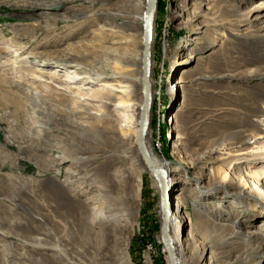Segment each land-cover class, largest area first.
Here are the masks:
<instances>
[{
	"label": "rangeland",
	"instance_id": "rangeland-1",
	"mask_svg": "<svg viewBox=\"0 0 264 264\" xmlns=\"http://www.w3.org/2000/svg\"><path fill=\"white\" fill-rule=\"evenodd\" d=\"M185 1L173 16L177 1L159 0L147 137L169 168L172 201L182 193L180 260L264 264V211L256 200L225 194L242 189L264 202V137L255 142L251 130L262 128L264 136V0ZM125 7L121 0H0V100L12 102L0 105V231L9 234L0 232V264H169L160 239L161 191L136 140L121 143L120 122H136L143 104V22L118 14ZM195 11L203 16L191 19ZM215 11L219 22L248 19L217 30L220 39L196 31ZM100 33L110 36L88 58L95 67L72 55L73 63L57 70L35 57L46 46L82 48ZM116 61L133 69L127 79L111 68ZM53 72L58 79L49 77ZM83 72L99 76L90 88L103 93L80 88ZM18 102L25 108L13 116ZM240 132L250 144L236 158L230 148L241 146ZM10 134L16 141L7 142ZM251 170L260 172L257 183ZM209 218L239 221L238 236ZM248 228L259 235L246 247Z\"/></svg>",
	"mask_w": 264,
	"mask_h": 264
},
{
	"label": "bare ground",
	"instance_id": "bare-ground-1",
	"mask_svg": "<svg viewBox=\"0 0 264 264\" xmlns=\"http://www.w3.org/2000/svg\"><path fill=\"white\" fill-rule=\"evenodd\" d=\"M177 1V6H176V9L175 11H173V16L174 15H178L180 10L182 11V7L183 5H187L186 1L185 0H175ZM198 1V0H197ZM203 1H207L209 2V0H203ZM139 0H121V3L122 5L127 6V5H130L128 6V8H124L126 11V13L123 12H119L118 14L122 15V16H125V18H127V21H131V22H135V23H141L143 22L142 24V36H141V43H142V51H141V71H142V74H141V87H142V79H143V62H144V40H145V27H144V24H145V19H146V15L148 13V10H149V2L148 0H145V7H141ZM253 2H250L249 4H252ZM127 4V5H125ZM202 5V4H200ZM48 8H52V7H55L56 5L55 4H49V5H46ZM158 6H159V0H155V8L153 10V15H152V21H151V38H150V41H149V44H148V63H149V74H148V77H147V84H148V89H149V93H150V107H149V110H148V117H147V124H146V128H145V132H144V136H143V145H144V148H145V151L147 152V155H148V158L149 160L151 161V163L158 169L161 171L162 175L161 177L163 178L164 182H160V178L156 175V173L147 165V163L145 162L142 154H141V151H140V147L138 145V134H139V131H140V121L142 119V107H143V104H142V107H141V113H140V117L139 119H136L133 123V121H131L130 119H124L122 122H120V127L119 129L121 130L120 132V135H121V143H122V146L125 148V147H128L129 146V141L135 139L136 140V146H137V150L139 152V155H140V158L144 164V168H145V172H148L152 177L155 178L158 186H159V189L161 191V194H162V211H161V218H162V232H161V236H160V239L161 241L163 242V244L166 246V251L167 252V255H168V261H169V264H184L181 260H180V248L177 246V242H179V240L183 239L182 236H181V230H180V227H182V223L184 222L183 220V217H182V212H183V204H182V196L181 194L182 193H177L174 197H173V201H172V196L173 195V191H172V187H171V180L169 179V168L166 166V163H164L161 158L158 156V154L155 152L154 148L152 145H150V143L148 142L147 140V137H148V133H149V129H150V121H151V109H152V105H153V97H154V89H153V82L151 80V69L153 67V63H154V59H153V50H154V41H155V38H156V16H157V10H158ZM250 8V12H252L253 10ZM235 9L236 8H233V10L231 11V13L233 14L235 12ZM127 12L129 14H131V16L127 15ZM249 12V13H250ZM202 12L201 11H195L192 16L191 19H194V18H197L199 16H203V14H201ZM218 14V12H209L206 13V15L204 16L203 20L201 21L200 25H196V31H198V29H205L204 33H209V32H212V33H215L218 35L217 38L220 39V37H222V35L220 33H218L219 31L217 30H222V29H228L229 27L228 26H236V27H240L242 25V23L238 24L239 22H245L248 18H236V22L234 18H232L230 21H221L219 22L217 20V17L216 15ZM223 15H224V11H223ZM250 19V18H249ZM252 21V20H251ZM253 22H251V25H252ZM195 25V24H194ZM207 27V28H206ZM209 27H214L215 29H210ZM100 33L99 35H96L92 38L91 40V43L90 44H86V46H83L82 48L79 46V47H68L67 50H62L63 49V46H46V47H42L40 48L38 51H37V54H35V57H43L45 59H47L46 61L49 62V64L53 65L57 70H62V69H65L66 68V64H72L73 61H74V58L72 57V55H75L77 56L79 59H87L89 58V56L92 55L93 51L96 50V49H102L103 46V42L106 40V39H109V36L110 34L109 33ZM215 34H213V38H215ZM220 36V37H219ZM191 41H196L197 40V37H193L190 38ZM218 40V39H217ZM216 40H214L213 42H215ZM48 45V44H47ZM50 45V44H49ZM104 49V48H103ZM65 52H68L71 57L69 56L68 58L66 59H63L62 56ZM105 52V55H113V56H116L115 58L120 61V58H123V55L122 53H117L116 51H109V50H104ZM45 61V62H46ZM115 62L111 68H113L118 74H124V78L127 79L125 76H128V73L130 71H132L133 69L129 68V66L127 64L125 65H121L120 62ZM47 62V63H48ZM178 65L179 64H182L184 63V60H180L178 59ZM182 62V63H181ZM86 65L88 66H91V67H95L97 66L96 64V61L94 60H91L86 63ZM128 66V67H126ZM87 70V69H86ZM38 70H34V69H30L28 70V73H31V72H37ZM39 72V71H38ZM91 72V71H90ZM41 73V76H45L44 73L42 72H39ZM56 73L57 72H53V73H50L48 74L50 78L52 79H58V77L56 76ZM36 79V78H35ZM100 78L99 76L98 77H95L94 75H92L91 73H84L83 72V76L81 77V79H77L76 81H79L78 83H80V88L81 89H85L86 91H88V94L90 96H94V95H97L98 93H101L102 91L99 90V89H92L90 88L91 87V80L93 81H98ZM23 82V80H22ZM123 87V86H122ZM125 87V86H124ZM127 92V91H126ZM103 93V92H102ZM128 93V92H127ZM109 95V94H108ZM130 95V94H129ZM40 92H37L36 95H34V98H37L39 99L40 98ZM103 101V100H101ZM109 103L110 105V102L107 101L106 104ZM143 103H144V97H143ZM12 102H8V101H5V100H0V105H8V106H12L11 105ZM18 104H21L22 106H17V104H15V108H17V111H13L12 112V115L13 116H18V112L20 111V109H24L25 108V105L22 104V102H18ZM118 107H124L125 104L124 103H120L117 105ZM92 116V114H91ZM97 123H99V121H104L102 120L101 117H97ZM94 128V126H93ZM107 128H108V125H107ZM252 129L251 130H256L255 134H253V137L252 139H255V142L256 141H259V139H261L262 134L260 131L262 130V128H258V127H251ZM258 128V129H257ZM97 133V131L95 132ZM179 133V132H178ZM245 135L243 134V132H240V134L238 135L239 137H237L238 139H240V143H241V146L239 147H236V149H233V148H230V150L232 152H239L240 154H231L233 157H239L242 155L241 152L243 151H246L247 148H248V145L250 144V140H242V136ZM180 136V135H179ZM16 137L15 134H10L6 140L8 143H12V141H16ZM181 137V136H180ZM179 139V138H178ZM254 142V143H255ZM214 151V150H212ZM126 152L123 154L125 155ZM248 154V153H247ZM245 156V155H243ZM2 157V155H0V158ZM64 158V157H63ZM260 159H262L261 157H259ZM238 164L239 162H234V165H233V169H236L238 168ZM251 174L254 176H251V178L253 179L254 182H258V179H259V176H260V172L256 171V170H251ZM213 174H215V171L213 170ZM214 175H212L213 177ZM227 175H225L223 178H226ZM211 177V178H212ZM241 183V180L239 181V183L236 185V187ZM221 186H222V183L219 182L217 184H212V186L210 187V189L213 191V192H218L220 191L221 189ZM18 189V188H17ZM241 191H237V192H232V191H225V194L227 195H234L236 196V198H241L244 202H251L253 200H256V204L255 206L258 207L259 209H261L262 211H264V202L261 201V203H259L258 201V197H256V195L254 194H250L248 192H246L245 190H242L240 189ZM14 193H18L17 190H14ZM13 193V194H14ZM257 198V199H256ZM217 217V216H216ZM219 220H223L221 218H226V214L224 213L223 215L222 214H219L218 217ZM209 220H211V218H209ZM212 221V220H211ZM214 222V221H212ZM237 224H235V223ZM215 224H218L219 225V228L220 229H227V230H232V237L233 238H236L238 236V233L235 228L238 226V223L239 221L235 220L233 221L232 223H221V222H214ZM164 224H166V232L164 234L163 232V226ZM2 233L3 236H9V234L5 231H0ZM259 233L256 229L254 228H248L245 232V237L248 238V241L247 242H243L244 244H247L246 247L250 246V243L252 242V239L255 237V236H258ZM165 239H167V242L165 243ZM236 243L234 240L229 242V243ZM242 243V242H241ZM227 244V243H226Z\"/></svg>",
	"mask_w": 264,
	"mask_h": 264
},
{
	"label": "water",
	"instance_id": "water-1",
	"mask_svg": "<svg viewBox=\"0 0 264 264\" xmlns=\"http://www.w3.org/2000/svg\"><path fill=\"white\" fill-rule=\"evenodd\" d=\"M149 2V10L148 13L146 15V19H145V40H144V62H143V81H142V94L144 97V103H143V107H142V119L140 121V131L138 134V145L140 147V151L141 154L145 160V162L147 163V165L156 173V175L160 178V182H164L163 178L161 177L162 173L160 170H158L149 160L147 152L145 151L144 145H143V136H144V132H145V128H146V124H147V117H148V110L150 107V93H149V89H148V84H147V77L149 74V63H148V44L151 38V21H152V15H153V10L155 8V0H148ZM163 232L165 234L166 232V224H164L163 226ZM165 243L167 242V239L164 240Z\"/></svg>",
	"mask_w": 264,
	"mask_h": 264
}]
</instances>
